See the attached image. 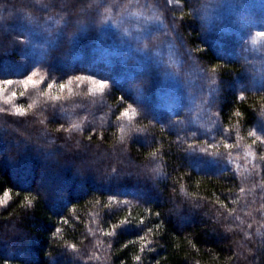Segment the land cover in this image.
Masks as SVG:
<instances>
[{"label": "trees", "instance_id": "16d2710c", "mask_svg": "<svg viewBox=\"0 0 264 264\" xmlns=\"http://www.w3.org/2000/svg\"><path fill=\"white\" fill-rule=\"evenodd\" d=\"M147 1L159 8L176 48L189 51L210 75L215 117L231 144L225 149L218 142L215 151L234 155L249 148L261 170L247 180L194 168L193 143H181L156 120L155 71L96 94L75 79L90 76L107 3L0 0V80L16 83L5 96L18 94L11 104L0 102V194L12 193L0 207V264H264V147L250 135L264 120V88L246 90L240 99L235 80L247 85L250 67L219 50L234 54L233 45L243 48V39L225 34L208 16L198 19L192 12L207 6L200 0H181L180 13L165 0ZM44 17L60 25L45 68L59 84L72 79L71 92L56 85L45 96L47 85L25 89L19 83L30 72L21 34L32 19ZM137 79L145 82L141 97L130 87ZM129 105L137 114L123 127L118 117Z\"/></svg>", "mask_w": 264, "mask_h": 264}, {"label": "rangeland", "instance_id": "374dc122", "mask_svg": "<svg viewBox=\"0 0 264 264\" xmlns=\"http://www.w3.org/2000/svg\"><path fill=\"white\" fill-rule=\"evenodd\" d=\"M201 2L207 4L206 10L199 11L202 7L198 4V8L192 12L197 14L198 19L203 20L208 16L209 19L212 18L210 23L221 26L225 34H233L236 40L238 37L243 39V48L236 44L237 41L233 45L234 54H229L224 47L219 49L224 58L243 59L252 68L246 70L249 81L247 85H243L240 79L235 80L238 94L241 96L246 90L264 88V37L257 36V32L264 31V0H200ZM100 4H106L103 26L94 43V59L87 70L88 74L119 86L128 82L133 74L155 71L158 79L156 120L165 130L182 139L181 143H193L190 154L194 168L209 174L234 172L247 180L252 177V171L261 170L254 152L249 148L237 151L234 155L215 151L220 148V142L225 149L231 144L212 107L214 85H211L210 75L193 63L188 55L189 51L181 53L176 48L173 32L164 24L159 8L147 0H130L126 3L100 0ZM243 7L247 8L242 12L240 10ZM171 8L175 13L183 11L182 5ZM156 16L160 19H155ZM171 18L179 20L176 15H171ZM258 23L261 24L260 28L257 27ZM59 34L60 25L52 18L32 19L26 24L21 35L25 44L24 54L30 60V72H38L36 79L44 77L43 84L29 87L41 89L48 83L59 85L58 79L53 78V74L46 70L44 59L48 46L51 47L57 41ZM77 50L78 48L75 54ZM112 57V65L106 63ZM116 58L125 60L127 64H118ZM127 89L130 90V87ZM0 98V102L4 103V97ZM89 121V117H86L83 123ZM119 121L123 127L129 123L127 118ZM253 133L264 147L263 119L258 121ZM198 140L205 144L206 150H199L195 142ZM39 185L38 181L37 186Z\"/></svg>", "mask_w": 264, "mask_h": 264}, {"label": "snow or ice", "instance_id": "6c2138e0", "mask_svg": "<svg viewBox=\"0 0 264 264\" xmlns=\"http://www.w3.org/2000/svg\"><path fill=\"white\" fill-rule=\"evenodd\" d=\"M165 3H166V5L171 6V7H179V5L181 4V0H165ZM184 3H185V0H184ZM152 18L153 17H147V19H152ZM155 19L158 20V19H160V17L156 16ZM257 36L264 37V31L257 32ZM113 59H114V57L108 58L106 60V63H109L112 65ZM116 62L118 64H121V65L127 64V62L125 60H120L119 58H116ZM38 75L39 74L37 71H31L29 74H27L25 76V78L21 79L19 81V83L22 84L25 89H27L29 86L36 87L38 85H41L44 83V77L40 76L39 79H36V77ZM75 79L77 81H80V82L86 81V82L90 83L92 85V87L89 89L90 94L104 93L105 89L108 88V86H109L108 80L95 79L92 76L79 75V76H76ZM13 83H14V81L12 79L0 80V97H4V103L5 104H11L12 101L15 98H17L18 94L14 91L11 92L10 96H5V94L9 91V86L13 85ZM72 83H73L72 79H69L67 84L60 83L58 86L59 90L61 92H63ZM53 87H54V85L52 83H48L47 84V90L45 91L44 95L47 96L48 91L52 90ZM130 87L134 90L137 97H141L144 95L145 82L142 79H137V80L133 81L130 84ZM68 91L71 92V89L68 88ZM23 95H24L23 92L19 93V96L22 97ZM60 98L61 97L59 95H54L51 97V99H53V100H59ZM121 99H123V97H121ZM240 99H243V96H241ZM262 100H264V97H262ZM29 108H31V105H29ZM15 111L19 116L26 115V110L24 108H16ZM136 114H137L136 109H133L132 106L129 105L128 110L121 112L120 117H118V119L127 118L128 120H132L136 116ZM237 115H239V113H237ZM72 127H73V129H79L80 125L79 124H73ZM250 135H255V133H250ZM226 147H227V145H226ZM11 196H12L11 190L4 189L2 191V194H0V207L8 205L10 203ZM24 200H26L28 204L32 203V198L29 196H25ZM124 223H126L125 220L120 221V224H124ZM56 231H59V229H57ZM106 235H110V233H106ZM136 259L139 260L140 257L137 256Z\"/></svg>", "mask_w": 264, "mask_h": 264}]
</instances>
